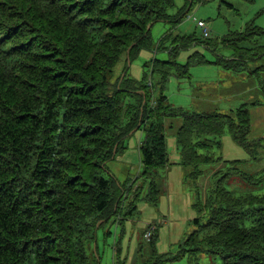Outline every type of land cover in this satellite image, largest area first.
Instances as JSON below:
<instances>
[{
    "label": "trees",
    "instance_id": "1",
    "mask_svg": "<svg viewBox=\"0 0 264 264\" xmlns=\"http://www.w3.org/2000/svg\"><path fill=\"white\" fill-rule=\"evenodd\" d=\"M196 1L184 0L172 12L174 0H0V264H100L98 231L113 218L121 221L124 208L136 212L139 200L157 205L159 169L170 165L165 131L178 116L174 136L185 178L198 180L201 166L215 161L211 148H221L224 130L257 158L248 104L225 114L187 112L160 89L153 107L152 73L139 82L128 75L133 56L164 49L171 39L170 60L155 62L162 63V84L169 75L165 64L187 71L203 54L195 51L183 66L176 56L201 46L224 69L258 76L264 103V26L249 20L244 30L212 40L173 31L151 39L154 23L175 27ZM219 1L233 8L230 0ZM122 59L119 81H112ZM135 131L143 138L141 183L133 189L107 165ZM241 175L247 182L263 177ZM213 176L204 197L196 187L193 228L173 258L202 252L221 256L223 264H264V192L239 194L225 185V174ZM139 234L136 252L146 246L140 255L147 250L149 256L132 264L168 258L156 250L152 223ZM114 250L115 263L127 264L118 246Z\"/></svg>",
    "mask_w": 264,
    "mask_h": 264
},
{
    "label": "rangeland",
    "instance_id": "2",
    "mask_svg": "<svg viewBox=\"0 0 264 264\" xmlns=\"http://www.w3.org/2000/svg\"><path fill=\"white\" fill-rule=\"evenodd\" d=\"M183 2L184 0H174V7L171 11L175 12ZM230 2H232L233 8L222 4L219 0L196 1L189 6L186 15L175 27L171 28L170 23H154L150 29L151 39L157 42L165 31L170 33L173 31V36L195 34L198 37H203L202 28L196 24L197 20L204 21L208 30H206V36L211 40L221 37L230 30H244L245 24L249 20H253L254 25L264 26V0H230ZM170 43L171 39L165 43L164 49L142 50L137 57L133 56L129 63V77L139 82L142 81L145 72L152 73V75L146 76L154 88L153 107L157 103L156 97L160 95V89L163 90L168 102L173 107L182 108L187 112L215 110L225 114L234 112L243 103L248 104L249 137L255 145L259 143L257 158L252 159L248 152L233 142L230 133L224 130L221 136V148L216 145L211 148L215 161L201 166L203 172L198 180L185 178V167L181 164H172L173 162H171L170 169L160 168L159 174L164 185L158 180L162 193L157 205L154 206L144 200H139L136 212L126 214L127 208H124L125 216L121 221L114 222L113 218L98 231L97 250L100 264H116L114 249L117 246L121 257L123 258L125 255L127 264L147 260L149 256L147 250L140 255V251H143L146 246L140 248L139 253L136 250L138 249L140 230L149 223L157 228V252L166 254L168 257L157 264H223L224 260L221 256H211L202 252L196 255L187 254L179 259L173 258L179 249L180 242L193 228L191 220L196 216L193 203L197 185L204 197L203 192L214 180V173L218 175L223 173L227 178L223 179L225 185L235 189L239 194L246 191L264 192V103L261 100L262 93L258 84V76L253 75L249 69L241 72L226 70L215 61V56L210 51L196 46L180 51L176 56V61L183 66L195 51L203 54V60L199 63L191 60L187 71H184L183 67L165 64L169 75L162 84L158 70L163 63L162 60L171 58L169 49H167ZM156 61L162 63L155 65ZM124 65V59L116 64L112 81L121 75ZM254 100L261 101V104L253 105L251 101ZM169 118L167 117L166 124H168ZM181 118L178 116L172 119V124H181ZM176 129L169 133V128H166L170 161H174L175 157L179 156L175 138L172 135L175 134ZM142 138V132L135 131L126 138L125 149L119 150L116 158L107 165L111 174L126 186L133 184V189L141 183V178L137 177L141 171L139 143ZM233 159H237L235 163L230 162ZM241 172L252 173L255 177H263L260 181L247 182ZM126 201L129 200L126 199ZM124 205L127 206L125 201ZM143 236L147 240V234L145 233ZM140 239L142 240L141 237Z\"/></svg>",
    "mask_w": 264,
    "mask_h": 264
},
{
    "label": "crops",
    "instance_id": "3",
    "mask_svg": "<svg viewBox=\"0 0 264 264\" xmlns=\"http://www.w3.org/2000/svg\"><path fill=\"white\" fill-rule=\"evenodd\" d=\"M213 111H215V110H213ZM173 125V128H169V133H170V131L171 130H173V129H175L179 124H177V125H175V124H172ZM165 133H166V131H165ZM173 136H174V134H172ZM174 138H175V136H174ZM166 141H167V133H166ZM234 142V141H233ZM175 143H176V140H175ZM235 143V142H234ZM168 146V145H167ZM176 148H177V146H176ZM178 151V150H177ZM170 160V159H169ZM179 161H180V157L177 155L176 157H175V160L174 161H170V164H171V162H173L172 164H179ZM170 165H168L165 169H170V167H169ZM185 171H186V168H185ZM161 179V178H160ZM161 181H162V179H161ZM162 184L164 185V183H163V181H162Z\"/></svg>",
    "mask_w": 264,
    "mask_h": 264
},
{
    "label": "built area",
    "instance_id": "4",
    "mask_svg": "<svg viewBox=\"0 0 264 264\" xmlns=\"http://www.w3.org/2000/svg\"><path fill=\"white\" fill-rule=\"evenodd\" d=\"M198 24H199V25H203V23H202V22H199ZM205 33H206V32H205Z\"/></svg>",
    "mask_w": 264,
    "mask_h": 264
},
{
    "label": "clouds",
    "instance_id": "5",
    "mask_svg": "<svg viewBox=\"0 0 264 264\" xmlns=\"http://www.w3.org/2000/svg\"><path fill=\"white\" fill-rule=\"evenodd\" d=\"M202 33H203V31H202Z\"/></svg>",
    "mask_w": 264,
    "mask_h": 264
}]
</instances>
